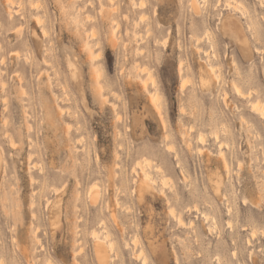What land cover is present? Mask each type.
Returning <instances> with one entry per match:
<instances>
[{
	"label": "rangeland",
	"instance_id": "obj_1",
	"mask_svg": "<svg viewBox=\"0 0 264 264\" xmlns=\"http://www.w3.org/2000/svg\"><path fill=\"white\" fill-rule=\"evenodd\" d=\"M192 1L0 0V264H264V0Z\"/></svg>",
	"mask_w": 264,
	"mask_h": 264
},
{
	"label": "bare ground",
	"instance_id": "obj_2",
	"mask_svg": "<svg viewBox=\"0 0 264 264\" xmlns=\"http://www.w3.org/2000/svg\"><path fill=\"white\" fill-rule=\"evenodd\" d=\"M192 4H193V9H194L195 11H198V5H197V3H196L195 0L192 1ZM36 18H37V17H36ZM141 19H142V18H141ZM227 22H228L227 20L223 21V25L226 26V25L228 24ZM42 29H43V28H42ZM209 32H210V31H209ZM92 36H93V35H92ZM199 41H200V40H199ZM87 45H88V44H87ZM199 49H200V48H199ZM90 50H91V49H90ZM92 52H93V50H92ZM214 55H215V54H214ZM180 64H181V63H180ZM181 66H183V63L181 64ZM210 67H211V69H212V66H210ZM95 68H96V67H95ZM182 68H183V67H181V69H182ZM96 69H97V68H96ZM96 74H97V73H96ZM151 75H152V74H151ZM151 77H152V76H151ZM151 77H150V78H151ZM152 78H153V77H152ZM154 78H155V77H154ZM143 80H144V79H143ZM150 81H151V80H150ZM143 82H144V81H143ZM183 82H184V80H183ZM153 83H154V81H153ZM185 84H186V83H185ZM185 84L182 83V85H184V87H185ZM234 85H235V84H234ZM182 87H183V86H182ZM239 89H240V88H237V86H236V89H235V90L239 91ZM240 92H241V90H240ZM155 93H156V94H155ZM155 93H151V95H153L152 97H154V95H155L156 98H154V99H157V100H154V102H155V101L159 102V101H158V98H159L160 96H158L159 94L157 93V91H155ZM157 94H158V95H157ZM150 97H151V96H150ZM151 100H152V99H151ZM154 102H153V103H154ZM258 102H259V101H258ZM256 104H257L258 106H260L259 103H256ZM256 104H253V105L256 106ZM260 104H261V102H260ZM155 105H156V103H155ZM158 105H159V104H158ZM159 106H160V105H159ZM159 106H157V108H158ZM258 106H256V109H257ZM261 107H262V106H261ZM259 108H260V107H258V109H259ZM159 109H160V107H159ZM253 109H254V108H253ZM256 109H254V110H256ZM258 109H257L256 111H258ZM256 111H255V112H256ZM263 113H264V112H263ZM259 114H260V113H259ZM261 114H262V113H261ZM217 138H218V137H217ZM201 140H202V139H201ZM220 154H221V153H220ZM147 162H148V161H147ZM148 164H149V163H148ZM226 166H227V168H228V165H226ZM145 171H146V170H145ZM145 171H144L143 174L146 173ZM148 172H149V171H148ZM148 172L146 173L145 176L148 177L149 179H152V177H150L151 174H149ZM145 176H144V177H145ZM144 177H143V178H144ZM148 178H147V180H148ZM144 180H146V179H144ZM206 216H207V215H206ZM208 216H209V215H208ZM180 220H181V219H180ZM180 220H179V221H180ZM103 243H104V242H102V244H103ZM102 244H101V242H97V255L99 256V260H102V259L105 258V256H104V257L101 259V257H102L101 255H105V254L107 255V253H104V252H103L104 249H105V247H104L105 244H104V245H102ZM112 245H113V244H112ZM102 247H104V248H102ZM105 252H107V249H106ZM103 253H104V254H103ZM155 256H156L157 258L159 257V258L163 259V258L160 256V252H159V251H158V252L156 251ZM106 259H107V256H106V258H105L104 260H106ZM101 262H102V264H105V263H103V261H101ZM101 262H100V263H101ZM143 263H144V262H143Z\"/></svg>",
	"mask_w": 264,
	"mask_h": 264
}]
</instances>
